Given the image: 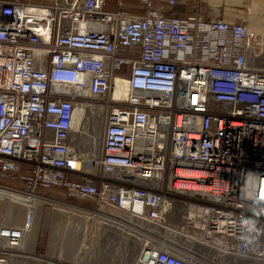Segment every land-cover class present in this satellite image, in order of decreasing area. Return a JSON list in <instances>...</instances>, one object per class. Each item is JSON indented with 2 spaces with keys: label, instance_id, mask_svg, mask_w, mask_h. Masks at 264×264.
<instances>
[{
  "label": "built area",
  "instance_id": "obj_1",
  "mask_svg": "<svg viewBox=\"0 0 264 264\" xmlns=\"http://www.w3.org/2000/svg\"><path fill=\"white\" fill-rule=\"evenodd\" d=\"M140 1L0 0V200L25 207L0 223V264H78L33 238L52 188L178 238L135 264H264V35L202 0L187 19ZM77 107L99 109L98 130L75 132Z\"/></svg>",
  "mask_w": 264,
  "mask_h": 264
},
{
  "label": "rangeland",
  "instance_id": "obj_2",
  "mask_svg": "<svg viewBox=\"0 0 264 264\" xmlns=\"http://www.w3.org/2000/svg\"><path fill=\"white\" fill-rule=\"evenodd\" d=\"M60 1L64 2V0ZM93 112L89 110L88 116ZM98 128L97 117L93 116L89 118L87 124L83 123L82 131L88 136L87 134L92 133L90 131H96ZM4 182L9 183L6 180ZM44 194L56 199L54 201L61 200L95 209L93 202H83L69 197L62 188H52ZM60 205L57 202H50L39 209L32 233L33 238L38 236L44 240L48 253L55 254V257L61 256L66 261L77 262V249L81 247V252L86 258L83 260L84 264H135L146 242L166 249H175L179 242L175 234L165 227L137 221L114 208L101 211L111 218L106 219L100 216L89 218L92 217L89 213L81 214L72 210L69 213L64 205ZM24 213L25 207L15 199L0 200V223L18 225L22 222ZM177 219L173 218L171 223L175 225ZM66 224H68L67 231L63 228ZM70 239L73 241L69 244ZM68 245L74 247L67 250ZM43 248L42 245L40 250ZM17 264L32 263L22 261Z\"/></svg>",
  "mask_w": 264,
  "mask_h": 264
},
{
  "label": "crops",
  "instance_id": "obj_3",
  "mask_svg": "<svg viewBox=\"0 0 264 264\" xmlns=\"http://www.w3.org/2000/svg\"><path fill=\"white\" fill-rule=\"evenodd\" d=\"M194 3L195 0H179L177 4L170 6L168 4V0H150V8L161 11L166 16H176L181 19H187L193 10ZM202 3L205 5L210 16L230 24L245 22L251 32L264 35V0H202ZM106 10L110 12L125 11L131 14H144L146 12V8L140 0H121L120 2H118V0H108ZM124 53L138 55L139 49H126L124 50ZM123 73L128 75V71L126 69ZM22 167L25 168V166ZM64 206L67 208L69 213L71 210L77 209L76 207L66 203H64ZM84 212L92 215V217L89 218H94L95 216H100L101 218L106 219L110 218L99 211ZM118 221L121 222L120 220ZM123 223L126 222L124 221ZM67 226L68 224L63 226L65 231L68 230ZM87 228H89V226H87ZM72 241L73 239H70L69 244ZM72 247L68 245L66 248L67 250H71ZM81 249V247L78 248L76 253L78 256V258L76 257L78 264H84L83 260H86L84 253L81 252ZM75 250L76 249H74V251ZM53 255L55 256V254Z\"/></svg>",
  "mask_w": 264,
  "mask_h": 264
},
{
  "label": "bare ground",
  "instance_id": "obj_4",
  "mask_svg": "<svg viewBox=\"0 0 264 264\" xmlns=\"http://www.w3.org/2000/svg\"><path fill=\"white\" fill-rule=\"evenodd\" d=\"M128 95H129V90H128L127 82L125 80L121 79V78H116L114 80V87H113V90H112L113 98H115V99H123L124 100V99H126L128 97ZM89 110L92 111V112L94 111L92 114H90L91 116L90 115L88 116V111ZM99 112H100L99 109H95V108L87 109V108H83V107H77L75 109V112H74V121H73V128H74L75 132H82L83 133V131H82L83 123L85 122L87 124L89 118L93 117L95 115L97 116V114ZM8 198L17 199V198L10 197V196ZM51 202L52 203L53 202H57L58 204L64 205V203H61L60 201H54L53 200ZM164 245H166V244H164Z\"/></svg>",
  "mask_w": 264,
  "mask_h": 264
},
{
  "label": "trees",
  "instance_id": "obj_5",
  "mask_svg": "<svg viewBox=\"0 0 264 264\" xmlns=\"http://www.w3.org/2000/svg\"><path fill=\"white\" fill-rule=\"evenodd\" d=\"M44 243H45V242H44V240L42 239V240L40 241V245H39V246L41 247V246L43 245V247H45V246H44ZM43 249H44V248H43Z\"/></svg>",
  "mask_w": 264,
  "mask_h": 264
},
{
  "label": "water",
  "instance_id": "obj_6",
  "mask_svg": "<svg viewBox=\"0 0 264 264\" xmlns=\"http://www.w3.org/2000/svg\"><path fill=\"white\" fill-rule=\"evenodd\" d=\"M73 0H68L69 3H71Z\"/></svg>",
  "mask_w": 264,
  "mask_h": 264
}]
</instances>
